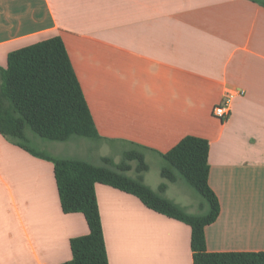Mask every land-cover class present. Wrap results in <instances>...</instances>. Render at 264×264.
<instances>
[{
  "label": "crops",
  "instance_id": "1",
  "mask_svg": "<svg viewBox=\"0 0 264 264\" xmlns=\"http://www.w3.org/2000/svg\"><path fill=\"white\" fill-rule=\"evenodd\" d=\"M57 36L112 145L100 163L134 146L148 161L187 136L208 140L220 215L207 250L264 252V0H0V67ZM228 92L243 94L221 120L213 111ZM95 190L109 264H194L190 226ZM88 233L83 214L63 212L53 163L0 134V264L68 262L71 239Z\"/></svg>",
  "mask_w": 264,
  "mask_h": 264
},
{
  "label": "trees",
  "instance_id": "2",
  "mask_svg": "<svg viewBox=\"0 0 264 264\" xmlns=\"http://www.w3.org/2000/svg\"><path fill=\"white\" fill-rule=\"evenodd\" d=\"M0 134L31 155L53 163L63 212L81 213L86 218L89 233L71 239L72 259L62 264H109L96 184L134 195L150 210L190 226L194 264H264V252L207 250L206 227L220 215L218 198L209 185L208 140L187 136L160 154L164 162L161 177L166 182L157 190L144 181L150 170L145 157L148 148L134 146L123 152L119 163L104 157L102 164L96 165L53 156L35 144L37 138L60 143L74 138L103 141L59 36L11 52L7 67H0ZM181 179L206 201L207 212L189 213L166 196L168 183Z\"/></svg>",
  "mask_w": 264,
  "mask_h": 264
},
{
  "label": "rangeland",
  "instance_id": "3",
  "mask_svg": "<svg viewBox=\"0 0 264 264\" xmlns=\"http://www.w3.org/2000/svg\"><path fill=\"white\" fill-rule=\"evenodd\" d=\"M35 144L40 148L44 149L48 153L55 155L54 149H60V151H64L62 154H56L58 157L65 156H73L76 158L84 159L87 161H91L96 163L97 165L100 163L99 157L102 156H110L113 154L110 151V147L112 146L107 143H97L92 140L84 139V138H74L71 141L66 143L60 142H50L43 139H36ZM72 152L68 154V152ZM89 154L90 159H86L84 156ZM113 157V156H112ZM116 163H119L122 159V155H117L113 157ZM148 164L150 166L149 172L145 174L146 182L149 186H151L154 190H157L160 184L166 182L161 177V167L163 165V160L150 156L148 159ZM136 164L133 163V166ZM132 176H135L134 172L130 173ZM169 189L166 192V196L182 207H184L189 213L200 214L207 212L208 207L206 201L196 193L194 189H192L184 180H179L177 183H168ZM202 206L204 209H202Z\"/></svg>",
  "mask_w": 264,
  "mask_h": 264
},
{
  "label": "built area",
  "instance_id": "4",
  "mask_svg": "<svg viewBox=\"0 0 264 264\" xmlns=\"http://www.w3.org/2000/svg\"><path fill=\"white\" fill-rule=\"evenodd\" d=\"M237 94H243V92H228L224 97L223 103L214 109V116L221 120H227L231 114L233 99Z\"/></svg>",
  "mask_w": 264,
  "mask_h": 264
}]
</instances>
